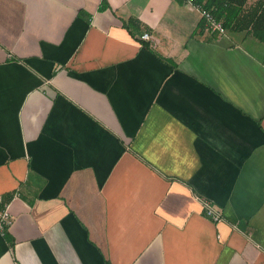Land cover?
<instances>
[{"label":"crops","instance_id":"1","mask_svg":"<svg viewBox=\"0 0 264 264\" xmlns=\"http://www.w3.org/2000/svg\"><path fill=\"white\" fill-rule=\"evenodd\" d=\"M0 197V264H264V42L185 0H0Z\"/></svg>","mask_w":264,"mask_h":264},{"label":"trees","instance_id":"2","mask_svg":"<svg viewBox=\"0 0 264 264\" xmlns=\"http://www.w3.org/2000/svg\"><path fill=\"white\" fill-rule=\"evenodd\" d=\"M222 22L230 31H250L264 42V0H196ZM138 22L130 19L128 24Z\"/></svg>","mask_w":264,"mask_h":264},{"label":"built area","instance_id":"3","mask_svg":"<svg viewBox=\"0 0 264 264\" xmlns=\"http://www.w3.org/2000/svg\"><path fill=\"white\" fill-rule=\"evenodd\" d=\"M189 4L197 7L202 15L206 19V24L209 30L211 31H217V32H225V28L221 21H219L213 13L204 8L202 4H199L196 2V0H185ZM142 39L144 40H151V34L149 32H144L142 35ZM0 234H4L6 230L11 226L13 223V215L11 213L10 209V203L4 202L2 197H0ZM203 204L205 207V213L206 215L211 218L214 221H221L223 220V213L219 209H217L211 202L208 200H203Z\"/></svg>","mask_w":264,"mask_h":264}]
</instances>
